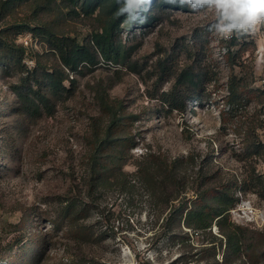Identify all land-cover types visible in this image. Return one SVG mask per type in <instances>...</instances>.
I'll use <instances>...</instances> for the list:
<instances>
[{
    "label": "rangeland",
    "instance_id": "rangeland-1",
    "mask_svg": "<svg viewBox=\"0 0 264 264\" xmlns=\"http://www.w3.org/2000/svg\"><path fill=\"white\" fill-rule=\"evenodd\" d=\"M6 1L0 31L42 26L87 42L112 16L101 6L70 12L63 0H25L4 10ZM162 1L151 0L154 20L121 23L114 38L127 52L123 62L101 58L82 68L72 96L43 88L49 108L29 111L18 96L28 73L0 53V264H264V224L240 226L227 217L195 232L174 215L198 196H237L251 174H264V156L244 149L247 135L264 144V63L257 58L264 25L224 38L209 30L214 12L159 8ZM36 36L37 49L26 48L21 63L30 71L58 62ZM185 69L204 80L201 98L177 91L186 109L171 110L165 94ZM234 78L246 86L241 108L228 102ZM161 162L173 166L176 187L150 184L148 171L164 180ZM242 192L264 215L254 189Z\"/></svg>",
    "mask_w": 264,
    "mask_h": 264
},
{
    "label": "trees",
    "instance_id": "trees-1",
    "mask_svg": "<svg viewBox=\"0 0 264 264\" xmlns=\"http://www.w3.org/2000/svg\"><path fill=\"white\" fill-rule=\"evenodd\" d=\"M24 1L25 0H7L6 3L2 5L4 10H7L12 9ZM63 1L65 2V7L68 8L70 12L79 10L86 14H92L101 6L104 11H106L107 7V12L112 16L106 21V24L102 25V31H97L92 36V40L87 42H80L75 37L58 35L49 28L42 26L32 27L30 25L20 24L0 31V53L3 55V58L19 64L24 70V73H28L22 80L24 84L22 87L24 88L23 91H18V96L21 97L23 101L29 103V111L31 109H33V111H38L40 105H43L45 108L50 107L51 99L47 96V93L42 91L43 88L44 91H47L54 97H60L64 94L72 96L75 92L77 83L73 75L80 73L82 68L98 65L101 58L106 62L118 64L123 62L127 55L124 47L114 38L117 30L120 29L121 23H125L127 19V14H120L119 11L123 6V0ZM167 4L166 0H163L158 7L161 8ZM146 7L147 11H142L140 15L145 18L144 22H150L155 18L147 13L150 5ZM26 32L31 33L35 38H37L36 35L42 36L46 41L49 51L55 54L58 59L55 66L50 68L42 66L30 71L25 65H21L27 49L21 43L16 45L14 42H11L9 38L15 37L17 39L18 36ZM203 81L204 80L200 78L199 73L196 72L195 69L192 71L185 69L177 78L174 91L165 94L164 103H168L171 110L184 112L186 106L182 101L180 102L177 91L187 90L189 92L191 90L194 92L193 95H195L196 99L200 100V90ZM245 88L246 86H243L241 79L234 78L231 81L229 85L228 101L230 107L241 108L245 106L246 100L242 91V89ZM261 94H263L264 97V90L261 91ZM253 136L247 135V140L244 142V149L248 157L259 159L264 156V144ZM117 145L115 159L120 161L123 157L126 145L125 142ZM136 145L137 144L131 145L130 148ZM160 168V174L164 176V180L160 182L157 181L156 177H152L148 171L147 177L154 189L165 188V186L168 187V185L176 187L177 184L180 183L173 166L166 162H161ZM117 178L119 179V177ZM107 180L104 181L103 185L107 183ZM120 184L122 186L126 185L124 181ZM239 189L242 191L254 189V193L264 201V174L254 172L245 180V186ZM238 201L239 199L234 192L232 193V190H218L211 196H198L189 210L188 207L184 208V206L180 205L179 208L175 209L174 215L177 216L180 223L183 222L186 227L193 229L195 232L206 231L212 228L214 221H217L220 227V223L223 219L227 217L230 218L229 211L236 206ZM73 206L75 205L72 204V207ZM230 242L235 249L241 244L240 239L236 235L230 237Z\"/></svg>",
    "mask_w": 264,
    "mask_h": 264
},
{
    "label": "clouds",
    "instance_id": "clouds-1",
    "mask_svg": "<svg viewBox=\"0 0 264 264\" xmlns=\"http://www.w3.org/2000/svg\"><path fill=\"white\" fill-rule=\"evenodd\" d=\"M167 3L188 7L193 12L212 11L215 21L209 26L221 37L237 38L255 34L264 25V0H166ZM151 0H123L120 14H127L126 24L144 23L142 11Z\"/></svg>",
    "mask_w": 264,
    "mask_h": 264
},
{
    "label": "built area",
    "instance_id": "built-area-1",
    "mask_svg": "<svg viewBox=\"0 0 264 264\" xmlns=\"http://www.w3.org/2000/svg\"><path fill=\"white\" fill-rule=\"evenodd\" d=\"M17 42L21 43L25 48L37 49L39 40L33 37L31 33L26 32L18 36ZM257 58L262 61L261 63H264V42L258 47ZM262 77L260 83L264 86V76ZM237 198L239 199L238 203L229 211L232 222L254 227L260 226L261 224L263 225L264 215L258 212V210L252 205L251 200L247 199L242 191L237 192Z\"/></svg>",
    "mask_w": 264,
    "mask_h": 264
}]
</instances>
